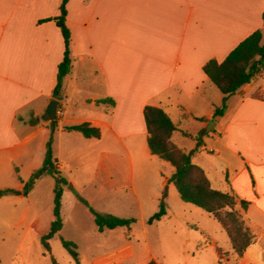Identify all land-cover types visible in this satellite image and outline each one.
<instances>
[{
    "label": "crops",
    "instance_id": "crops-1",
    "mask_svg": "<svg viewBox=\"0 0 264 264\" xmlns=\"http://www.w3.org/2000/svg\"><path fill=\"white\" fill-rule=\"evenodd\" d=\"M61 2L0 0V190L22 192L42 168L52 126L46 111L53 101H58L54 134L62 138L66 133L69 140L90 145L110 133L127 142L129 158L139 149L150 153L144 109L151 105L163 109L178 127L174 143L192 153V162L204 170L212 188L235 197L236 211L254 235L242 257L233 249L218 248L213 241L218 264L220 251L225 264H264V73L229 97L225 114L214 118L224 95L203 70L212 59L222 63L258 30L263 32L264 45V0H70L67 25L72 32L74 63L64 80L61 99L54 100L65 44L54 22H39L58 16ZM69 98L72 104L78 98V106H70ZM102 99H113L116 106H97L96 101ZM73 109L78 118L71 120ZM211 120L215 125L210 132ZM189 122L195 133L185 129ZM70 123H90L101 130V138L86 139L64 131ZM202 132L194 145L188 143L193 138L184 135ZM206 138L213 141V147H207ZM202 151L216 154L218 165L205 159ZM53 153L63 175L71 169L70 161L63 163L62 148L57 154L55 143ZM100 156L106 165L98 169L97 176L105 174L110 184L116 170L114 154L102 149ZM138 171L154 197H161L170 179L159 181V170L153 174L141 166ZM135 172L131 164L129 185L139 198ZM43 180L28 196L0 198V212L10 209L17 220L15 228L38 216L32 193ZM242 201L249 203L247 210ZM30 231L36 235L34 227L28 226L24 240ZM130 251L108 253L96 264H124L132 257ZM189 262L186 258L177 261Z\"/></svg>",
    "mask_w": 264,
    "mask_h": 264
},
{
    "label": "rangeland",
    "instance_id": "rangeland-1",
    "mask_svg": "<svg viewBox=\"0 0 264 264\" xmlns=\"http://www.w3.org/2000/svg\"><path fill=\"white\" fill-rule=\"evenodd\" d=\"M67 91L69 92L70 88ZM69 99L70 106H78V98L73 104L71 98ZM77 115L73 109L70 119H77ZM184 126L190 133H195L192 123H186ZM213 129L214 126L210 132ZM62 136L60 138L58 133L54 134L56 152L59 154L62 148V161L63 163L70 161L71 166L70 170H65L63 173L69 181L63 198L64 227L60 235L49 242L52 255L59 264H77L63 246L61 239L71 241L78 246L81 264H96L98 259L108 253L116 254L128 248L132 257L124 264H147L152 261L160 264H178L180 258L188 259L189 264H218L215 248L232 252L229 237L220 224L202 209L183 202L172 183L168 181L161 190V197L155 198L152 191H149L141 181L139 167H145L153 174L158 170L161 171L162 174H159L158 179L162 181L170 179L174 172L170 164L156 156H151L149 151L144 153L140 149H136L137 152L129 158L126 151L127 142L118 141L110 133L105 134L101 141H90V145L79 140L73 142L68 139L66 133ZM196 136L198 139L189 141L190 145L198 142L203 135L201 133ZM212 142L206 138L208 148L213 147ZM146 148H148L147 144ZM102 149L114 154L113 166L116 170L110 184L105 182V174L100 178L97 176L98 169L106 165L101 163ZM71 150L73 154L70 153ZM201 154L205 159L218 165L216 154L203 151ZM131 164L136 171L134 184L139 198L134 195L129 185ZM71 181L77 185V188L72 186ZM54 187L53 177L44 178L32 193V200L38 202L35 208L38 216L34 221H26L20 228L14 227L17 220L12 218L10 209L6 208L5 211L0 212L1 264H52L50 255L41 243V238L48 234L54 221ZM77 194L84 197L98 213L133 219L135 223L130 229L117 228L100 232L94 216L78 200ZM164 197L167 215L156 223H150L154 215L159 212ZM31 225L36 235L30 231L29 237L24 240L25 232ZM213 241L217 243V247L212 246ZM193 254H196V259H193ZM116 260L117 258L114 263ZM224 260L225 257L222 256L223 264H225Z\"/></svg>",
    "mask_w": 264,
    "mask_h": 264
},
{
    "label": "trees",
    "instance_id": "trees-1",
    "mask_svg": "<svg viewBox=\"0 0 264 264\" xmlns=\"http://www.w3.org/2000/svg\"><path fill=\"white\" fill-rule=\"evenodd\" d=\"M70 0H62L59 15L54 18L41 20L39 23L54 22L60 29L64 39V59L58 66L57 84L53 91L54 100L61 99L63 83L66 77L72 73L74 58L72 55V32L67 25L68 9ZM264 20V13H263ZM263 32L258 30L241 42L222 62L212 59L208 61L203 70L211 83L224 95L222 105L215 110L214 118L221 117L227 110L229 97L235 95L243 87L250 85L256 76L264 73V45ZM97 106L114 108L116 102L113 99H102L96 101ZM144 118L148 131L147 145L150 153L162 161L170 164L174 172L169 180L180 197L185 202L192 204L214 218L227 233L231 247L238 257H242L247 248L253 243L254 235L246 226L241 214L236 211V199L234 196L222 193L212 188L204 170L192 162V153L179 148L173 141V136L178 132L168 114L161 108L147 105L144 109ZM58 127L57 115L52 119L51 136L47 143L44 164L25 183L22 192L13 189L0 190V198L8 195L28 196L36 185L45 177L51 176L55 179L54 187V221L48 234L41 238V243L50 255L52 264H59L52 255L50 240L60 235L64 227L63 198L65 188L69 185L68 180L62 175L58 160L53 153L54 132ZM66 132H77L86 139H100L101 130L90 123H82L64 128ZM203 134V132H202ZM186 137L198 139L197 136L184 134ZM78 200L92 213L95 223L100 232L115 230L117 228L130 229L135 223L133 219L118 218L113 215H103L93 209L90 203L81 195L77 194ZM242 208L247 210L249 203L242 201ZM167 214L165 197L160 210L150 220L156 223ZM63 246L70 253L77 264H81L78 246L65 239H61ZM222 254V255H221ZM224 254L220 251V262ZM1 264V259H0ZM147 264H158L152 261Z\"/></svg>",
    "mask_w": 264,
    "mask_h": 264
},
{
    "label": "water",
    "instance_id": "water-1",
    "mask_svg": "<svg viewBox=\"0 0 264 264\" xmlns=\"http://www.w3.org/2000/svg\"><path fill=\"white\" fill-rule=\"evenodd\" d=\"M58 106V101H53L50 106L48 107V110L46 111V116L50 119H53L56 115V110ZM210 125L207 128V131H210L212 127L215 125V122L213 120L210 121Z\"/></svg>",
    "mask_w": 264,
    "mask_h": 264
}]
</instances>
